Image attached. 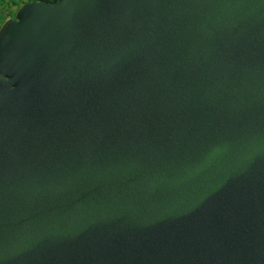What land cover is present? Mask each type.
Masks as SVG:
<instances>
[{
    "label": "water",
    "instance_id": "1",
    "mask_svg": "<svg viewBox=\"0 0 264 264\" xmlns=\"http://www.w3.org/2000/svg\"><path fill=\"white\" fill-rule=\"evenodd\" d=\"M0 264H264V0L18 7Z\"/></svg>",
    "mask_w": 264,
    "mask_h": 264
},
{
    "label": "rangeland",
    "instance_id": "2",
    "mask_svg": "<svg viewBox=\"0 0 264 264\" xmlns=\"http://www.w3.org/2000/svg\"><path fill=\"white\" fill-rule=\"evenodd\" d=\"M22 1H26V0H22ZM7 3L8 2L4 0L0 1V18L1 17L12 18L14 16L15 8L11 5H8Z\"/></svg>",
    "mask_w": 264,
    "mask_h": 264
},
{
    "label": "trees",
    "instance_id": "3",
    "mask_svg": "<svg viewBox=\"0 0 264 264\" xmlns=\"http://www.w3.org/2000/svg\"><path fill=\"white\" fill-rule=\"evenodd\" d=\"M2 1V0H0ZM30 1H38V0H26V1H22V0H7V2L10 4V5H14L15 6V11L18 9V7H20L22 4L24 3H28ZM45 1H51V2H54L55 0H45ZM14 11V12H15Z\"/></svg>",
    "mask_w": 264,
    "mask_h": 264
},
{
    "label": "crops",
    "instance_id": "4",
    "mask_svg": "<svg viewBox=\"0 0 264 264\" xmlns=\"http://www.w3.org/2000/svg\"><path fill=\"white\" fill-rule=\"evenodd\" d=\"M4 1H7V0H4ZM7 4L10 5L9 3H7ZM11 6H13V7L15 8L14 5H11ZM6 19H8V18H7V17H6V18L1 17V18H0V25H1Z\"/></svg>",
    "mask_w": 264,
    "mask_h": 264
}]
</instances>
